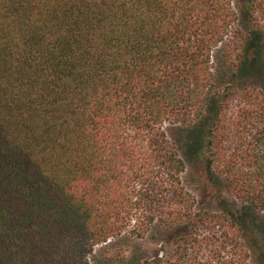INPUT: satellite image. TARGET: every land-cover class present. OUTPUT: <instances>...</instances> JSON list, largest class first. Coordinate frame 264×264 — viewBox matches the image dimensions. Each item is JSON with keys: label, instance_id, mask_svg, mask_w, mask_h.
<instances>
[{"label": "trees", "instance_id": "1", "mask_svg": "<svg viewBox=\"0 0 264 264\" xmlns=\"http://www.w3.org/2000/svg\"><path fill=\"white\" fill-rule=\"evenodd\" d=\"M248 1L234 30L233 0H0V264H90L124 235L170 238L164 264H264V0ZM166 124L237 206L198 207Z\"/></svg>", "mask_w": 264, "mask_h": 264}, {"label": "rangeland", "instance_id": "2", "mask_svg": "<svg viewBox=\"0 0 264 264\" xmlns=\"http://www.w3.org/2000/svg\"><path fill=\"white\" fill-rule=\"evenodd\" d=\"M248 0H233L234 10L237 12L239 20L234 27L243 28L248 27L251 21L244 14L247 8ZM245 15V16H244ZM252 22V21H251ZM250 27V26H249ZM233 30V31H234ZM218 60H215V67L218 66ZM259 63H263L261 60ZM264 64L262 69H264ZM221 81V79H219ZM264 83V80H261ZM243 85L256 86L255 82L250 79H245ZM164 129L169 139L176 145L181 157L186 162V171L182 176L183 184L197 199L198 207L201 209H209L217 212L221 208V199L229 204V206H237V202L233 199L229 190L221 183L212 181L208 174L206 162L201 158H193L188 155L184 149L182 142L184 130L179 126L164 125ZM253 218L257 225L250 226V230L255 231L257 241L264 251V213H253ZM223 225V224H221ZM218 227V226H217ZM230 230L225 226L216 228L217 234L219 231ZM155 232V231H153ZM229 232V231H228ZM216 239H222L220 237ZM231 239V236L226 238ZM231 244H228L226 249L222 252L223 255H231ZM172 246L170 238L164 236L132 238L127 235L109 239L107 242L96 246L89 256L90 264H164V261L170 256ZM124 259V260H121Z\"/></svg>", "mask_w": 264, "mask_h": 264}]
</instances>
